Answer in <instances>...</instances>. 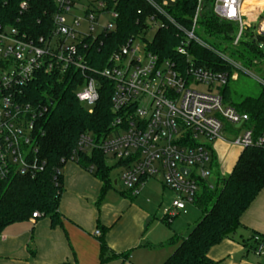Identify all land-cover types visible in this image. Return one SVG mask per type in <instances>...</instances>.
Here are the masks:
<instances>
[{
  "label": "built area",
  "instance_id": "built-area-1",
  "mask_svg": "<svg viewBox=\"0 0 264 264\" xmlns=\"http://www.w3.org/2000/svg\"><path fill=\"white\" fill-rule=\"evenodd\" d=\"M51 1L56 12L45 35L33 39L9 23H0V184L14 177H33L45 168L38 159L37 141L46 108L26 100L27 87L40 75L61 81L80 73L84 78L75 99L91 108L89 113L99 99V79L110 85L113 119L107 134L99 139L82 134L66 163H77L79 154L98 152L108 167L122 170L121 184L132 195L148 180L158 179L173 196L161 208L166 222L171 223L185 206L194 205L202 185L213 189L209 182L212 150L206 143L221 141L242 150L264 148V133L250 124L249 116L224 104L220 89L234 74L202 67L190 54L192 45L213 49L196 35L204 14L233 27L232 47H238L246 34L252 41L264 39V4L244 7L247 2L264 0H196L185 25L170 14L177 0H143L147 10L137 11L139 32L95 72L87 66L86 52L89 44L115 30L119 0ZM26 8L22 2L20 13ZM79 10L81 19L74 16ZM164 28L175 32L173 58L163 59L149 50L155 34ZM257 48L262 51L261 46ZM216 54L233 73L240 69L222 53ZM89 72L90 77L86 76ZM197 87L205 89L198 91ZM36 218L33 213L31 219ZM94 236H100L99 231Z\"/></svg>",
  "mask_w": 264,
  "mask_h": 264
},
{
  "label": "trees",
  "instance_id": "trees-1",
  "mask_svg": "<svg viewBox=\"0 0 264 264\" xmlns=\"http://www.w3.org/2000/svg\"><path fill=\"white\" fill-rule=\"evenodd\" d=\"M22 2L27 8L20 13ZM196 0H177L176 10L171 16L181 25L192 17ZM147 10L143 0H119L117 11L119 22L115 30L100 36L89 44L85 59L93 72L101 71L110 57L128 38L139 32L136 24L137 11ZM56 12L51 0H0V23H9L31 38L45 35L50 27V19ZM200 25L209 37H219L225 42L231 40L234 29L231 25L219 23L204 14ZM174 30L164 28L152 39L149 50L160 58H173V47L176 45ZM246 34L238 48L249 52L252 59L245 60L248 65L256 66L257 59L264 56L257 44L264 43L259 38L252 41ZM248 38V39H247ZM190 54L202 66L218 73H232V68L225 63L216 50H208L192 45ZM243 58V56H240ZM255 59V60H254ZM254 60V61H253ZM86 76H92L89 72ZM80 73H73L71 78L55 81L47 75H40L26 89V100L46 108L40 121L41 134L38 137V159L44 162L45 168L33 177H14L0 184V235L10 225L26 222L33 213L38 219L47 218L50 227L60 225L58 203L62 191L61 161L70 159L77 139L82 134H90L96 139L104 137L113 119L110 108V85L99 79V99L89 113L75 99L77 88L83 83ZM225 101L226 86L221 90ZM238 111L249 116L250 124L264 133V86L255 99H246L238 106ZM77 164L87 171L90 167L104 187L111 188L109 177L112 168L108 167L105 158L98 152L90 155H77ZM199 197L194 202L201 211V216L185 238H182L174 252L162 264H215L208 258L209 250L232 236L240 228V217L264 187V148H247L241 151L231 173L209 190L201 186ZM161 221L169 227L170 222ZM263 238L252 233L250 238L241 241L247 253H256ZM102 260L114 258L110 255L103 241L100 243Z\"/></svg>",
  "mask_w": 264,
  "mask_h": 264
},
{
  "label": "crops",
  "instance_id": "crops-1",
  "mask_svg": "<svg viewBox=\"0 0 264 264\" xmlns=\"http://www.w3.org/2000/svg\"><path fill=\"white\" fill-rule=\"evenodd\" d=\"M216 142L219 147L226 144ZM238 156L224 164L222 173H231ZM61 175L60 225L51 228L43 218L8 226L0 235V264H162L199 220L185 234L170 237L149 202L126 189L116 190L117 181L110 179L111 188L104 191L92 173L73 162L64 164ZM161 188L160 206L165 191ZM239 222L232 239L212 247L208 258L215 264H264V187ZM96 231L100 236H94ZM252 233L263 242L259 252L247 253L241 241ZM102 241L110 255L117 257L102 260Z\"/></svg>",
  "mask_w": 264,
  "mask_h": 264
},
{
  "label": "rangeland",
  "instance_id": "rangeland-1",
  "mask_svg": "<svg viewBox=\"0 0 264 264\" xmlns=\"http://www.w3.org/2000/svg\"><path fill=\"white\" fill-rule=\"evenodd\" d=\"M81 2L84 4V0H81ZM74 16L81 19L83 17L82 10L75 12ZM262 17H264V13L262 14ZM254 23L256 26H258V16L254 17ZM81 28L83 30L84 26ZM153 33L154 32L148 33L146 35V39H150L153 36ZM196 35L199 39H201V41L216 51L222 53L235 64H237L238 67H240V69L238 71H234V73L232 70V74H234L235 78L230 79L226 85L227 96L224 101L225 105H229L238 110L239 104H241L244 100L255 99L260 95L263 89L261 81L264 82V56L260 59L256 58V61H258L256 66L248 65L245 60L252 59L253 56L249 52L244 51L242 48L232 47L231 40L225 42L219 37H209L201 25H199V28L196 30ZM257 45L261 46L264 53V43L259 42ZM240 56H243V58ZM204 89V87H197L198 91H204ZM221 90L222 89H220V91ZM85 108L87 111L91 109L89 107ZM219 143L220 142L206 143L212 150V154L215 155V160L213 161V165L211 167V177L209 179V182L213 185V188L219 183V179H223L228 176L222 173L224 164L232 158H237L238 154L242 151L241 148L232 146L230 144H223L224 146L222 145V147H219ZM121 172L122 170L120 168H112L109 174L110 179L112 181H117L118 183L115 187L116 190L126 189L122 186L120 181ZM217 175L219 179H217L216 182ZM158 182L159 181L156 178L148 180L139 189L138 194L143 196L145 201L147 200L149 202L151 207H153L156 211L157 217L162 219L161 208L162 206L167 207L170 204L171 193L166 190L164 191L163 205L160 206L161 192L163 190ZM200 216L201 211L198 207L187 205L185 206L184 212L178 214L171 221L169 227L165 224L162 225L165 231L170 234V237L173 235V233L176 235H183L188 232L187 229L193 226Z\"/></svg>",
  "mask_w": 264,
  "mask_h": 264
},
{
  "label": "bare ground",
  "instance_id": "bare-ground-1",
  "mask_svg": "<svg viewBox=\"0 0 264 264\" xmlns=\"http://www.w3.org/2000/svg\"><path fill=\"white\" fill-rule=\"evenodd\" d=\"M264 3L260 2V3H254V2H247L244 4V7H248V6H258V5H263Z\"/></svg>",
  "mask_w": 264,
  "mask_h": 264
},
{
  "label": "water",
  "instance_id": "water-1",
  "mask_svg": "<svg viewBox=\"0 0 264 264\" xmlns=\"http://www.w3.org/2000/svg\"><path fill=\"white\" fill-rule=\"evenodd\" d=\"M184 172V174H187V171H183Z\"/></svg>",
  "mask_w": 264,
  "mask_h": 264
}]
</instances>
